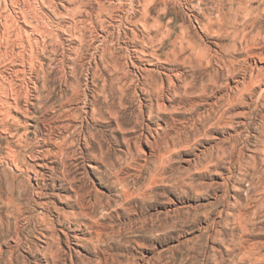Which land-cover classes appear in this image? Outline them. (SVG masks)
Wrapping results in <instances>:
<instances>
[{
    "label": "rangeland",
    "instance_id": "1",
    "mask_svg": "<svg viewBox=\"0 0 264 264\" xmlns=\"http://www.w3.org/2000/svg\"><path fill=\"white\" fill-rule=\"evenodd\" d=\"M65 4L0 108V264H264V0Z\"/></svg>",
    "mask_w": 264,
    "mask_h": 264
},
{
    "label": "bare ground",
    "instance_id": "2",
    "mask_svg": "<svg viewBox=\"0 0 264 264\" xmlns=\"http://www.w3.org/2000/svg\"><path fill=\"white\" fill-rule=\"evenodd\" d=\"M72 1L74 2V0ZM0 4L3 8L2 15L5 18L4 22L0 23V108L1 116L7 114L12 117L13 110L20 109L21 100L26 99L28 103L34 95L33 85L35 87L36 82L33 74L39 66L42 68L44 66L39 58L43 44H46L43 37L45 35L49 38L55 36V32L44 25L43 17L48 15L45 9L52 10L53 8L56 12L57 8L61 6L67 11L69 10L65 0H57L56 3L53 0H1ZM9 21L12 23L11 25H9ZM7 30L9 31L8 36L5 35ZM4 44L12 46L13 53L11 64L14 67L8 72L1 69ZM9 129L6 126L4 130L8 131ZM9 156L16 158L18 154L13 153ZM53 258L56 260L57 254H54Z\"/></svg>",
    "mask_w": 264,
    "mask_h": 264
}]
</instances>
